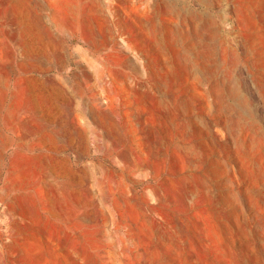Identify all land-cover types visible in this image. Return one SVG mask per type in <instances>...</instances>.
I'll return each mask as SVG.
<instances>
[{
    "label": "rangeland",
    "instance_id": "rangeland-1",
    "mask_svg": "<svg viewBox=\"0 0 264 264\" xmlns=\"http://www.w3.org/2000/svg\"><path fill=\"white\" fill-rule=\"evenodd\" d=\"M0 264H264V0H0Z\"/></svg>",
    "mask_w": 264,
    "mask_h": 264
},
{
    "label": "crops",
    "instance_id": "crops-1",
    "mask_svg": "<svg viewBox=\"0 0 264 264\" xmlns=\"http://www.w3.org/2000/svg\"><path fill=\"white\" fill-rule=\"evenodd\" d=\"M54 106H56V103ZM45 128V132L48 133L54 141L66 139V137L72 133L67 124H59L58 119L55 118L49 120L48 125H46Z\"/></svg>",
    "mask_w": 264,
    "mask_h": 264
}]
</instances>
